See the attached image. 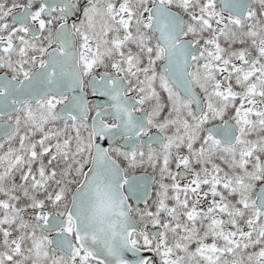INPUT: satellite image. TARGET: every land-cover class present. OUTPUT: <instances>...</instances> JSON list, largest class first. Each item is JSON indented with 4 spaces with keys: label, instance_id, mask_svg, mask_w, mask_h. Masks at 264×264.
Instances as JSON below:
<instances>
[{
    "label": "snow or ice",
    "instance_id": "obj_1",
    "mask_svg": "<svg viewBox=\"0 0 264 264\" xmlns=\"http://www.w3.org/2000/svg\"><path fill=\"white\" fill-rule=\"evenodd\" d=\"M0 264H264V0H0Z\"/></svg>",
    "mask_w": 264,
    "mask_h": 264
}]
</instances>
